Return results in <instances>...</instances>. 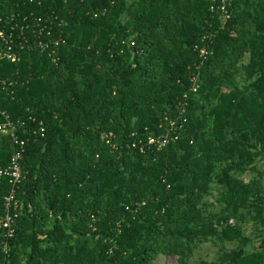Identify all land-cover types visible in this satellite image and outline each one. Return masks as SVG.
<instances>
[{
	"label": "trees",
	"instance_id": "obj_1",
	"mask_svg": "<svg viewBox=\"0 0 264 264\" xmlns=\"http://www.w3.org/2000/svg\"><path fill=\"white\" fill-rule=\"evenodd\" d=\"M20 11L55 12L65 44L59 63L0 59L15 81L0 106L29 140L0 264H190L207 243L223 264H264V233L250 250L244 231L264 226V0H0V26ZM0 136L8 166L17 146Z\"/></svg>",
	"mask_w": 264,
	"mask_h": 264
},
{
	"label": "built area",
	"instance_id": "obj_2",
	"mask_svg": "<svg viewBox=\"0 0 264 264\" xmlns=\"http://www.w3.org/2000/svg\"><path fill=\"white\" fill-rule=\"evenodd\" d=\"M30 2L42 3V0H24ZM226 1H224L222 10H225ZM214 10V8H213ZM223 18L228 20L229 16L226 14ZM6 23L0 26V59L4 58L12 62L20 60L23 51L39 50L47 52L50 57L59 63L60 51L59 47L65 44L63 37V24L65 23L55 13L49 15H37L35 13L26 14L22 11L12 13L5 18ZM206 50H203V54ZM15 81L11 79L0 80V99L1 91L9 89V86H14ZM0 114L5 117V121L0 124V135H11L17 150L10 159L8 166L0 165V185L4 179H9L11 190L5 196V214L0 218V230L5 231L9 238L14 237L17 231V222L20 217V212L23 208L21 201L18 198V189L25 178L23 159L26 147L28 145L27 139H21L17 134L18 126L11 119L10 114L0 106ZM174 125V123H172ZM172 126L164 137L151 136L148 140V145L158 151L163 150L171 142ZM41 132L45 134L46 128H42ZM142 150L145 152V144L141 142ZM138 144H135V147ZM145 203H138L136 210L139 211ZM8 248V244L5 246Z\"/></svg>",
	"mask_w": 264,
	"mask_h": 264
},
{
	"label": "rangeland",
	"instance_id": "obj_3",
	"mask_svg": "<svg viewBox=\"0 0 264 264\" xmlns=\"http://www.w3.org/2000/svg\"><path fill=\"white\" fill-rule=\"evenodd\" d=\"M248 60H244L246 63ZM256 165L258 167L264 168V155H262ZM247 180L251 178L250 175H246L245 177ZM264 187V182H263ZM208 202L213 201V196L207 199ZM219 208L220 205L217 204ZM245 234L251 236L253 238V243L247 246V249L256 250L261 249V239L260 234L264 233V226L261 224H256L253 222H249L245 224L244 228ZM239 243H228L227 250L231 251L234 248H237ZM224 254L221 251L220 246L217 244L207 243L201 245V247L197 250L196 255L191 259L190 264H223L220 262L221 255ZM152 264H179V258L175 255H168V256H160L156 259Z\"/></svg>",
	"mask_w": 264,
	"mask_h": 264
},
{
	"label": "crops",
	"instance_id": "obj_4",
	"mask_svg": "<svg viewBox=\"0 0 264 264\" xmlns=\"http://www.w3.org/2000/svg\"><path fill=\"white\" fill-rule=\"evenodd\" d=\"M1 139H2V138H1V136H0V142H1Z\"/></svg>",
	"mask_w": 264,
	"mask_h": 264
}]
</instances>
